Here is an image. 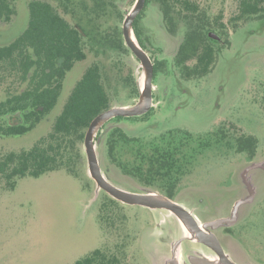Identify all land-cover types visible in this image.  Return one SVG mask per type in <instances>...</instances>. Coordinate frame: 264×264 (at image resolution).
Segmentation results:
<instances>
[{
  "label": "rangeland",
  "instance_id": "374dc122",
  "mask_svg": "<svg viewBox=\"0 0 264 264\" xmlns=\"http://www.w3.org/2000/svg\"><path fill=\"white\" fill-rule=\"evenodd\" d=\"M199 1L213 18L223 14L228 29L227 36L216 32L221 38L220 54L213 70L200 80L183 78L172 64L184 29L169 34L159 7L148 5L140 24L146 53L163 63L152 78L153 109L146 117L123 119L110 124L109 129L115 124L132 136L155 137L172 129L204 134L221 127L233 143L239 137H254L252 156L233 146L208 154L182 180L171 200L204 225L231 220L236 204L252 198L237 209L233 225L210 228V234L235 264H264V17L237 22L233 18L239 14L241 0ZM133 3L124 0L121 9L131 10ZM16 9L12 23H0V46L11 43L27 28L28 0H16ZM88 59L69 72L58 104L47 119L27 135L6 138L9 141L3 144L0 138L1 152L16 146L30 148L51 130L75 84L89 64L98 60L92 55ZM100 59L111 80L109 85L118 86V80L130 75L143 89L148 73L134 54ZM11 79L0 74V101L24 88ZM120 98L114 108H131L122 90ZM145 104L144 98L140 108ZM107 132H102L95 147L104 178L127 193L145 194L133 198L168 199L157 186L145 187L110 162ZM82 151L85 164L79 179L60 170L40 178L19 179L13 190L0 179V264H75L103 245L117 253L121 264H195L197 258L215 263L216 254L199 242L182 216L117 199L118 203H112L91 177L84 145ZM103 204L111 222L104 230L99 219Z\"/></svg>",
  "mask_w": 264,
  "mask_h": 264
},
{
  "label": "trees",
  "instance_id": "16d2710c",
  "mask_svg": "<svg viewBox=\"0 0 264 264\" xmlns=\"http://www.w3.org/2000/svg\"><path fill=\"white\" fill-rule=\"evenodd\" d=\"M123 1L28 0L27 28L14 41L0 46V74L24 86L0 101L1 144L9 141L6 138L24 136L35 130L58 104L67 75L76 64L88 61L89 55L98 59L89 64L75 84L49 132L30 148L16 146L9 152L0 151V179L5 181L8 190H13L19 179L40 178L60 170L79 179L85 164L82 146L91 123L114 108L115 101L121 99V90L130 107L140 103V84L128 75L117 81L118 86L112 87L100 59L105 55L132 53L125 42L123 23L137 0L131 10L125 11L121 9ZM152 3L159 7L169 34L177 35L184 29L172 65L186 80L206 77L220 54V43L211 39L209 33L228 35L223 14L213 18L199 0H145V8L133 24L144 51L148 47L140 24L145 9ZM238 13L233 21L264 17V0H241ZM15 15L16 0H0V23H12ZM150 58L156 75L163 63ZM152 109L142 116L109 120L100 128L97 137L108 131L106 149L110 162L145 187L157 186L170 199L174 198L182 180L217 149L233 146L239 152L254 154V137H239L233 143L229 132L221 127L204 134L172 129L155 137L132 136L115 124L109 129L110 124L123 119L146 117ZM105 195L112 203H118ZM106 208L103 204L99 210L102 230L111 223ZM121 263L117 253L103 245L75 264Z\"/></svg>",
  "mask_w": 264,
  "mask_h": 264
},
{
  "label": "water",
  "instance_id": "95a60500",
  "mask_svg": "<svg viewBox=\"0 0 264 264\" xmlns=\"http://www.w3.org/2000/svg\"><path fill=\"white\" fill-rule=\"evenodd\" d=\"M145 4V0H137L136 5L132 9V11L127 15L124 23H123V34L125 38V42L129 49L132 51V53L137 57V59L142 63V65L146 68L148 76L146 79V83L142 89V97L141 101L143 98L146 100V105L144 106L143 109H138L137 106L141 103L131 108H112L102 114H100L90 125L88 132L85 137V142H84V147H85V152L86 156L88 159V166H89V171L91 174L92 179L96 182L98 187H100L104 192H106L108 195H110L112 198L120 200L124 203H129L132 205H139V206H145L148 208H161V209H167L171 212H173L176 216L180 215L183 218H185L192 228L194 229L196 235L198 236L199 242L203 243L206 245L208 248L213 250L217 256H218V262H222V264H235L230 260V258L227 256V254L224 251V248L219 244L217 239L210 234V228L212 229H217L218 227L222 225H228L231 226L235 223L236 220V212L237 209L246 203H250L251 199L241 201L236 204L233 214L231 216V220H226V219H221L217 220L212 223L200 225L196 218L182 205L178 204L175 201H172L170 198L164 199L165 202L161 201H145V200H140V199H135L132 196L136 195H145V194H135V193H127L125 191H122L112 184H110L103 176L102 170L100 168L97 156H96V151L95 147L96 145L100 144L101 141V136H98L96 134V129L99 124L102 123L101 127L108 122L109 120L115 118V117H138L146 114L152 107V101H153V85H152V78L154 75V64L153 61L151 60L150 56L142 49L140 46L136 35L133 30V24L140 13V11L143 9ZM133 35V37H132ZM209 37L217 42L221 40L219 35L215 33H209ZM135 39V40H134ZM100 127V128H101ZM147 195V194H146ZM149 195V194H148ZM208 236H211L216 240V244L212 243L208 240ZM205 262H208L205 260ZM217 261L213 264L218 263ZM195 264H201L200 259H195L194 261Z\"/></svg>",
  "mask_w": 264,
  "mask_h": 264
},
{
  "label": "bare ground",
  "instance_id": "6f19581e",
  "mask_svg": "<svg viewBox=\"0 0 264 264\" xmlns=\"http://www.w3.org/2000/svg\"><path fill=\"white\" fill-rule=\"evenodd\" d=\"M132 37H133V35H132ZM135 40V39H134ZM143 100H144V98L142 99V101H141V103L143 102ZM141 103H140V105H141ZM140 105L137 107L138 109H143V108H140ZM146 105V104H145ZM101 125H102V123L101 124H99L98 125V127H97V129H96V133H97V131L100 129V127H101ZM96 135V134H95ZM135 199H140V198H135ZM140 200H143V199H140ZM145 201H147V200H145ZM150 201H161V202H165L164 200H150ZM186 220V219H185ZM187 221V220H186ZM192 227V226H191ZM193 229V228H192ZM193 231H194V229H193ZM195 232V231H194ZM196 234V233H195ZM198 237V236H197ZM208 240L210 241V242H212V243H215L216 244V242L212 239V238H210V237H208Z\"/></svg>",
  "mask_w": 264,
  "mask_h": 264
},
{
  "label": "flooded vegetation",
  "instance_id": "af4514ba",
  "mask_svg": "<svg viewBox=\"0 0 264 264\" xmlns=\"http://www.w3.org/2000/svg\"><path fill=\"white\" fill-rule=\"evenodd\" d=\"M214 252V251H213ZM215 253V252H214ZM216 254V253H215ZM216 261L218 262V256H217V254H216ZM200 259V263L201 264H208L207 262H205V260H202L201 258H199ZM206 261H208V260H206ZM215 261V262H216ZM170 264H174L173 262H171ZM184 264H187V263H184ZM216 264H222V262H218V263H216Z\"/></svg>",
  "mask_w": 264,
  "mask_h": 264
}]
</instances>
